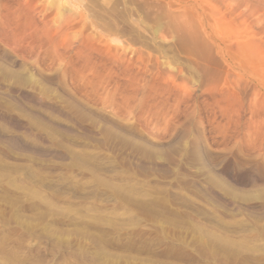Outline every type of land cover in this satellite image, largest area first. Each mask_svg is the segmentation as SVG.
Returning <instances> with one entry per match:
<instances>
[{"label":"rangeland","instance_id":"rangeland-1","mask_svg":"<svg viewBox=\"0 0 264 264\" xmlns=\"http://www.w3.org/2000/svg\"><path fill=\"white\" fill-rule=\"evenodd\" d=\"M4 53L0 264H264L209 195L264 208V0H0Z\"/></svg>","mask_w":264,"mask_h":264},{"label":"bare ground","instance_id":"bare-ground-1","mask_svg":"<svg viewBox=\"0 0 264 264\" xmlns=\"http://www.w3.org/2000/svg\"><path fill=\"white\" fill-rule=\"evenodd\" d=\"M3 56H4V61H5V64H7V65H2V64H0V71L3 73H1L2 74V77H6L5 79H7L8 77V75L9 74H11L13 71L12 70H10V68L8 67V66H11V67H15L16 65H17V61L13 58V57H11L10 55H8L7 53H4V54H2ZM2 59V58H1ZM12 69H14V68H12ZM213 81V80H212ZM232 81V80H231ZM228 85V84H227ZM242 85V84H241ZM230 88V87H229ZM236 88V87H235ZM208 89V88H207ZM241 90V89H240ZM10 92H14L13 90H9ZM242 92H243V90H242ZM24 98L25 99H28V100H30V98H33V97H29V95H27L26 93H24ZM243 98V97H242ZM66 99V98H65ZM36 104H39V103H36ZM40 106H42V108L44 109V111L46 112V113H48L49 115H51V116H54L56 113H59L60 112V114H61V111H60V107H59V105H57V104H44V103H42ZM65 108L66 109H68V110H70V111H72V112H75L78 116H81V117H84V118H88L89 117V115H88V113H86L85 111H83L81 108H79V106H77L74 102H72V101H66V103H65ZM35 112H37V111H32V113L33 114H35ZM37 115H40L39 113H37ZM65 116V115H64ZM1 117V116H0ZM39 117V116H38ZM66 117V116H65ZM69 117V116H68ZM67 117V118H68ZM39 118H41V117H39ZM99 118V117H98ZM6 118H4V120H5ZM41 120H43V122L45 123V124H47V125H49V126H53V127H55V128H58V129H62V130H65L64 129V127L65 126H62L61 125V123H59V122H56V121H54V120H52V119H50V118H46V117H43ZM6 121V120H5ZM22 125V124H21ZM100 125V124H99ZM98 126V125H97ZM20 127H22L24 130H25V132L24 133H26V135L30 138L31 136H32V140L33 141H37L38 140V142H40L41 140H42V142H44L45 141V139H44V137L42 136V135H40V134H36V133H34L31 129H30V127H29V125H22V126H20ZM21 128V129H22ZM32 128V127H31ZM66 128V127H65ZM20 129V130H21ZM102 130V129H101ZM67 131V130H66ZM107 133H110L111 134V136H112V132H114V131H111L110 130V128H108L107 129ZM122 133V132H121ZM109 134V135H110ZM126 135V134H125ZM117 136V135H116ZM118 137V136H117ZM241 137V136H240ZM116 138V137H115ZM117 139V138H116ZM123 140H125V139H123ZM115 141V140H114ZM119 143V142H118ZM122 144V143H121ZM124 144V143H123ZM126 144V143H125ZM128 146H131V148L137 153L138 152V154L140 153L144 158H152V154L150 153V151H152V150H156V148L155 149H152V150H148V146L145 144V143H143V142H137V141H133V142H129L128 141ZM126 144V145H127ZM125 145V146H126ZM123 146V145H122ZM152 146V145H151ZM153 147H155V146H153ZM187 147H189V145L187 146ZM186 147V154H189L191 157H192V159H194V160H199L200 158H201V150H200V146H199V141L198 140H194L193 142H192V144H191V146L189 147V148H187ZM159 149V148H158ZM156 150L157 151V156L158 157H161V159H162V157H164L165 155H167V154H165L164 153V151H160V150ZM162 150V149H161ZM170 151V150H169ZM168 151V152H169ZM165 155H164V154ZM167 153V152H166ZM180 153V152H179ZM156 154V153H155ZM170 154L168 153V155L167 156H169ZM167 158V157H166ZM154 159V158H153ZM146 160V159H145ZM253 166V165H252ZM153 170H155V169H153ZM159 170V169H158ZM160 171H161V169H160ZM165 173V172H164ZM158 174H160V173H158ZM250 181V180H249ZM253 184L254 185H257V184H260V186L261 185H263L264 184V175L263 176H259V177H257V178H255V179H253ZM242 184V183H241ZM251 185V184H250ZM198 185L196 184V187H197ZM247 186V185H246ZM258 186V185H257ZM254 187V186H253ZM262 187V186H261ZM243 189V188H242ZM257 189H258V187H257ZM259 189H260V187H259ZM205 190V189H204ZM254 190V189H253ZM253 190H252V192H253ZM263 190V189H262ZM206 191V190H205ZM212 191V190H211ZM239 191V190H238ZM249 191H251V190H248L247 192H249ZM207 192V191H206ZM241 192V191H240ZM246 193V192H245ZM238 194V193H237ZM258 194V193H257ZM209 195H210V197L211 198H213L214 199V201H216V202H218V203H221V204H223L224 206H226V207H228V208H230V209H235V210H238V211H240V209H242V210H246V212H249L250 214H252V213H255V215L257 214V216H258V214H262L263 216H264V208H260L259 206V210L255 207V209L254 208H251V207H240V206H238V205H236V204H234V203H232V202H230L229 200L228 201H225L219 194H218V192L217 193H215V192H209ZM248 196H250V195H248ZM252 197V196H251ZM249 198V197H248ZM237 199H238V197H237ZM233 201V200H232ZM263 206V205H262ZM257 209V210H256ZM259 212V213H258Z\"/></svg>","mask_w":264,"mask_h":264}]
</instances>
